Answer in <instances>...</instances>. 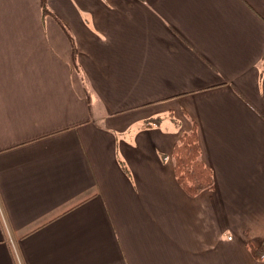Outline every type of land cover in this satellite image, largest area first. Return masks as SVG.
<instances>
[{"label":"crops","instance_id":"crops-1","mask_svg":"<svg viewBox=\"0 0 264 264\" xmlns=\"http://www.w3.org/2000/svg\"><path fill=\"white\" fill-rule=\"evenodd\" d=\"M45 7L0 0V264H264V0Z\"/></svg>","mask_w":264,"mask_h":264},{"label":"trees","instance_id":"trees-1","mask_svg":"<svg viewBox=\"0 0 264 264\" xmlns=\"http://www.w3.org/2000/svg\"><path fill=\"white\" fill-rule=\"evenodd\" d=\"M44 10L45 0H41ZM174 175L181 188L189 195L195 196L204 189L213 186V174L200 158V149L194 127L183 132L174 144L171 152ZM251 256L258 261H264V238L258 245L248 244Z\"/></svg>","mask_w":264,"mask_h":264}]
</instances>
